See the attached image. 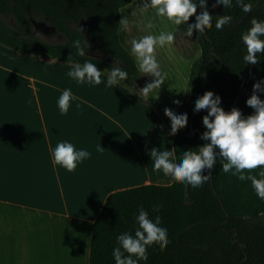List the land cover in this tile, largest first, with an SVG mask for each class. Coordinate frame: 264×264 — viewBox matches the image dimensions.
I'll return each instance as SVG.
<instances>
[{"label":"trees","instance_id":"obj_1","mask_svg":"<svg viewBox=\"0 0 264 264\" xmlns=\"http://www.w3.org/2000/svg\"><path fill=\"white\" fill-rule=\"evenodd\" d=\"M131 2L0 0V44L21 54L59 63L82 64L91 60L107 73L118 63L88 53L97 48L110 54L128 72L127 80L120 82L122 85L142 92L141 88L152 79L147 80L138 71L130 54L127 32L121 31L119 24L124 8ZM245 2L252 5L248 13L235 0L230 8L214 0H207L206 5L197 2L196 11L206 6L214 15L212 25L203 30L193 27L187 33V24L195 18L193 13L177 27L175 38L188 36L195 43L194 50L181 46L184 53L192 58L195 49L200 52L190 69V91L177 109L187 111V121L170 131L177 159L183 150H196L206 142L201 134L205 131L202 117L207 110L194 111L195 99L205 91L219 94L222 107L229 111L243 84L236 107L243 116L254 112L246 99L253 93V84L264 78V57L256 65L245 63L247 49L241 35L251 27L253 18L264 20V0ZM37 15L55 26L65 39L51 42L39 36L32 22ZM221 15L231 16L232 21L216 29L215 20ZM75 39L88 41L90 47L85 56L75 55L72 47ZM257 94L264 99V93ZM165 126L170 129L169 116L165 118ZM251 171L256 174L258 169ZM157 201L161 206L153 209L152 204ZM141 206L148 209L149 215L160 212L169 243L163 249L155 241L149 243L148 255L140 264H264V201L256 196L250 181L223 172L219 161L209 179L196 188L174 178L170 184H144L110 193L92 227L89 264H115L112 250L117 246L116 237L122 232L134 234L137 227L134 214H138Z\"/></svg>","mask_w":264,"mask_h":264},{"label":"crops","instance_id":"obj_2","mask_svg":"<svg viewBox=\"0 0 264 264\" xmlns=\"http://www.w3.org/2000/svg\"><path fill=\"white\" fill-rule=\"evenodd\" d=\"M34 59L21 63L43 72L0 61L1 73L16 78L0 88V264H89L92 227L110 193L173 182L149 155L154 147L173 152L168 115L121 83L77 84L67 76L73 64ZM65 88L78 99L62 115ZM63 140L91 154L74 172L52 164L50 149Z\"/></svg>","mask_w":264,"mask_h":264},{"label":"clouds","instance_id":"obj_3","mask_svg":"<svg viewBox=\"0 0 264 264\" xmlns=\"http://www.w3.org/2000/svg\"><path fill=\"white\" fill-rule=\"evenodd\" d=\"M197 2L200 5L207 4V0H144L143 8L153 9L155 17L166 19L177 26L184 24L185 20L195 13V18L187 24L186 31L190 34L193 27L203 30L206 25L213 23L214 15L210 14L206 6L196 11ZM214 2L224 8L233 6V0ZM235 4L245 13L251 11V3L245 0H235ZM231 21V16L221 15L215 20V27L221 29ZM119 24L121 31L128 30V21L125 18L121 19ZM147 26L151 28L153 25L149 23ZM174 39L173 31L160 30L157 34L144 35L130 41V54L136 60L138 71L153 77L151 82L141 88L142 94L147 98H159V90L166 76L162 74L156 49L171 45ZM241 40L247 49L243 57L244 62L256 65L264 57V20L253 18L251 27L242 33ZM72 47L75 49V55L83 57L90 45L88 41L75 39ZM115 65L106 73V79H102L105 76L104 70L99 69L91 60H85L82 64L74 63L67 76L77 84L94 86L103 83L105 88H110L128 78V72L118 64ZM189 91L190 88L183 90L184 93ZM258 92L264 93V78L253 84V93L246 99V104L254 109L248 116H243L238 107L226 111L221 105V97L212 90L198 96L195 99L194 111L207 110V114L202 117L205 131L201 134V139L206 142L196 150H183L179 159L168 148L154 147L149 150L152 168L196 188L209 179L219 161L223 172L230 173L239 180L250 181L256 196L264 201V99ZM77 99L70 88H65L57 101L60 113L67 114L72 102ZM174 100L178 101V98L174 96ZM76 107H79L78 103ZM164 112L170 117L171 132L187 121L186 110L176 111L166 105ZM103 149L101 144L97 148L98 151ZM50 151L53 166L59 165L69 172H74L78 165L91 155L88 150L77 148L67 140L59 141ZM253 169H258L256 174L251 171ZM160 206L159 201L152 204L153 209ZM134 220L137 224L134 234L122 232L116 237L117 246L112 250L115 264H140L148 255L146 246L149 243L155 241L161 249L169 243L168 229L161 222L159 211L149 215L148 209L141 206L138 214H134Z\"/></svg>","mask_w":264,"mask_h":264},{"label":"rangeland","instance_id":"obj_4","mask_svg":"<svg viewBox=\"0 0 264 264\" xmlns=\"http://www.w3.org/2000/svg\"><path fill=\"white\" fill-rule=\"evenodd\" d=\"M143 2L144 0H132V2L128 4L123 10L122 19L125 18L128 21V30L126 32L130 47H131L130 41L133 38L139 39L144 35L157 34L160 30L173 31L174 35L176 34L177 31V27H178L177 25H173L171 22L167 21L166 19L155 17L153 9L145 10L143 8ZM36 20L42 21L43 19L40 15H37ZM149 23L153 25L151 28L147 26ZM71 24L72 26L76 25V23H71ZM81 27L84 30L86 29L84 22L81 23ZM36 32L39 36L51 42L63 41L65 39L64 34L58 32L57 29L54 33L51 34L45 33L39 29H37ZM176 37L177 38L174 39L171 45H166L163 48L156 49V57L159 62L160 68L162 70V74H166V76H165V81L163 82L159 90V98L158 99L152 97L150 98L154 102H156L157 108L160 109L162 114H166V113L164 112V108L160 107V104H165L163 105V107L167 105L177 111L179 105L185 99L187 93H184L183 90L189 88L188 80H189L190 69L193 61L199 56L200 53L199 50L195 49L194 57L192 58L188 57L184 53V50L182 49L181 46L186 47L188 50H194L195 48L194 41L188 36L177 35ZM4 49L11 53L10 55L12 56V59L10 61L7 58V56H4L2 53H0V59H1L0 61L6 62L8 66L14 69L23 70L26 72L28 71L27 73H32L29 71H33V73L34 72L39 73L41 72V70L43 72L44 67L39 65L34 66L32 62L23 64L21 63V58H35L34 61L39 58L40 60H44V62L58 65L57 62L48 61L37 56L29 57V55L15 52L0 44V50H4ZM88 53L94 57L102 58L108 61H113L118 64L120 63L114 60L110 56V54L100 51L97 48L91 49ZM15 58H17V60H14ZM46 69L51 70L50 68H46ZM144 76L147 80L153 79V77L150 75L144 74ZM8 83L15 84L16 83L15 76L10 75L9 73L8 75L5 73L3 75L0 70V88L6 86L8 87L7 85ZM174 96L178 98V101L174 100ZM157 133H159L158 128H157Z\"/></svg>","mask_w":264,"mask_h":264},{"label":"water","instance_id":"obj_5","mask_svg":"<svg viewBox=\"0 0 264 264\" xmlns=\"http://www.w3.org/2000/svg\"><path fill=\"white\" fill-rule=\"evenodd\" d=\"M32 22H33V24H34V26H35V30H37L38 28H39V29H43V28H44V29H46V30H48V31H50V32H54V31H56V27H55V26L49 25V24H47V23L44 22V21H36V20H33ZM247 75H248V70H247V72H246V76H247ZM242 89H243V84L241 85V88H240V90H239L238 96H237V98H236V100H235V102H234L232 108H233V107H236L237 100H238V97H239V95H240ZM232 108H231V109H232ZM231 109H230V110H231ZM194 133H195V130H192V134H194Z\"/></svg>","mask_w":264,"mask_h":264},{"label":"flooded vegetation","instance_id":"obj_6","mask_svg":"<svg viewBox=\"0 0 264 264\" xmlns=\"http://www.w3.org/2000/svg\"><path fill=\"white\" fill-rule=\"evenodd\" d=\"M38 29H39V28H38ZM39 30H42L43 32L48 33V34H51V33H54V32H55V31H54V32H50V31H48V30H46V29H44V28H43V29H39Z\"/></svg>","mask_w":264,"mask_h":264}]
</instances>
